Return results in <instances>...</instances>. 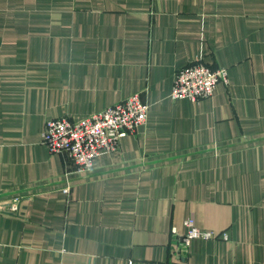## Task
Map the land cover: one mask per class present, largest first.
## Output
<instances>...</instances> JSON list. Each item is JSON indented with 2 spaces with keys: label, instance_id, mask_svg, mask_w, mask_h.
I'll use <instances>...</instances> for the list:
<instances>
[{
  "label": "crops",
  "instance_id": "0c3cea01",
  "mask_svg": "<svg viewBox=\"0 0 264 264\" xmlns=\"http://www.w3.org/2000/svg\"><path fill=\"white\" fill-rule=\"evenodd\" d=\"M195 60L229 82L173 99ZM134 93L91 171L43 143ZM0 264H264V0H0Z\"/></svg>",
  "mask_w": 264,
  "mask_h": 264
},
{
  "label": "built area",
  "instance_id": "2783aa9c",
  "mask_svg": "<svg viewBox=\"0 0 264 264\" xmlns=\"http://www.w3.org/2000/svg\"><path fill=\"white\" fill-rule=\"evenodd\" d=\"M221 82H229L227 68L213 69L202 60H195L176 72L171 97L205 100L213 96ZM149 109L150 104L141 98L140 93H134L78 120L69 117L50 119L43 132V143L51 153H67L79 172H88L94 168L98 155L117 152L124 136L135 133L147 123ZM11 211L19 213L18 197L13 198ZM185 225L187 233L178 241L182 257L187 255L193 239L214 236L213 232L199 228L194 217L188 218Z\"/></svg>",
  "mask_w": 264,
  "mask_h": 264
}]
</instances>
